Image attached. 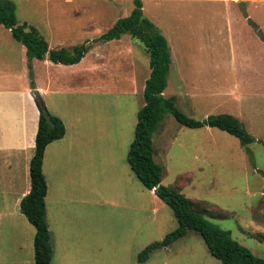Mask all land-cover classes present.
Listing matches in <instances>:
<instances>
[{
    "label": "rangeland",
    "instance_id": "obj_1",
    "mask_svg": "<svg viewBox=\"0 0 264 264\" xmlns=\"http://www.w3.org/2000/svg\"><path fill=\"white\" fill-rule=\"evenodd\" d=\"M113 1L55 0L49 8L41 0L15 3L20 23L50 40L54 23L63 24L68 31L59 35L67 37L66 43L77 39L79 46L93 48L100 45L92 42L100 35L86 34L91 26L103 34L134 9L133 0ZM143 11L171 48L163 96L175 98L177 107L196 120L233 115L255 139L243 146L224 131L192 130L167 114L153 135L162 185L200 203L207 221L231 231L235 241L264 259V0H143ZM0 32L9 33L3 26ZM124 38L101 46L105 64L98 65L94 79L110 82L108 89L47 98V110L55 116L68 114L75 126L84 115L86 130L83 141L62 153L59 162L53 148L44 161L50 186L51 264H223L195 232L153 253L145 263L139 261L145 248L161 242L178 223L164 204L149 221L135 217L134 210L115 198L123 193L127 199L124 193L141 185L127 158L151 73L143 44ZM0 47L5 50L0 59L8 62L0 63V86L22 87L21 45L9 34L0 37ZM9 57L15 59L14 67ZM18 171L16 194L6 186L0 161V264H35L36 230L16 205L27 171L21 164ZM63 239L78 250L70 259L62 255Z\"/></svg>",
    "mask_w": 264,
    "mask_h": 264
},
{
    "label": "trees",
    "instance_id": "obj_2",
    "mask_svg": "<svg viewBox=\"0 0 264 264\" xmlns=\"http://www.w3.org/2000/svg\"><path fill=\"white\" fill-rule=\"evenodd\" d=\"M133 4L134 9L129 16L120 18L111 29L93 42L109 43L129 36L143 44L150 59L151 73L143 93L145 106L138 113L135 138L127 160L143 187L149 191L154 190L157 197L172 210L178 227L161 242H155L145 248L139 256V261L145 263L153 253L183 239L189 232H195L201 236L211 255L223 264H264V259L255 256L235 241L231 231L223 230L207 221L204 218L207 210L200 203L187 198L180 190L162 185L163 169L154 159L153 135L167 114H171L179 124L192 130L211 128L224 131L239 139L243 146L253 144L255 139L233 115L219 114L209 116L205 120H196L177 107L175 98L163 96L172 64L171 48L167 38L145 17L143 0H133ZM0 26L9 30L14 40L27 49L32 88H35L33 60L48 59L54 64L70 66L80 63L88 51L85 44L72 49L51 50L48 41L37 28L18 21L15 0H0ZM38 106L40 118L36 147L30 163L31 190L21 201L20 210L36 230L35 264H51L53 248L46 217L48 184L43 173V163L47 147L65 137L66 127L59 117L52 115L47 108H41L39 103Z\"/></svg>",
    "mask_w": 264,
    "mask_h": 264
},
{
    "label": "crops",
    "instance_id": "obj_3",
    "mask_svg": "<svg viewBox=\"0 0 264 264\" xmlns=\"http://www.w3.org/2000/svg\"><path fill=\"white\" fill-rule=\"evenodd\" d=\"M41 1H44L48 8L51 6H55L54 4H56L55 0H41ZM113 2L116 4L120 3V1L118 0H114ZM51 18L55 19L57 18V16ZM52 23L53 22L51 21L50 25ZM54 24L57 25H54L55 28L52 30L53 34H50L52 40L41 34L48 41L51 50H56L61 48L72 49L75 46H79L77 43V39L73 41L71 44L66 43L65 41L67 37H60L62 35H59V32H62L63 34L65 33V31H68V29L65 26H63V24H58V23H54ZM89 30H90L89 33L86 34H89L91 36L94 35L93 37L96 36L98 37V35L100 36L102 35L100 34L101 31H98V28L96 27L91 26ZM108 30H104L102 32L106 33ZM74 32L79 34L77 27L74 30ZM9 34H11L10 31L9 33L0 32V37L8 36ZM12 39L14 40L13 36ZM116 41L122 42V39ZM15 42L18 43L17 41ZM95 44H100V45L99 46L97 45L96 47L93 48L88 47V51L85 57L82 59L80 63L75 65L66 66L62 64H54L48 59H45L43 61L33 60L32 65L34 71L35 88H32L31 79L29 76V67H28L29 61L27 56V49L22 44H20L21 49L19 53V58H20V63L22 65L20 79L23 83V86L20 88H14L11 86V83L6 84L5 86H0V161L4 162V166L6 168L4 180L9 190H12L11 192L13 193L16 192L17 194L16 189L20 186L19 181L21 179V175L20 172L18 171V165L19 164L23 165L27 171L25 175L26 185L22 189V193L18 195L16 199V205H18L19 209H20L21 201L30 193L31 190V183L29 184L30 163L35 152L36 136L38 132V124L40 118L38 103L33 95L34 90H37L40 93V95L44 99L45 106L47 107V98H51L52 95H54L55 93L65 92L75 95H78V93L85 95L87 93L93 94V92L95 93L98 91H104V89H108L110 82L105 83L104 80L100 81L94 79V72H98L99 70L98 65L105 64V59L101 50L102 48L101 46L107 44L106 43H95ZM0 48H1L0 51H5L2 47ZM13 54H14V50L12 51V55ZM5 59H8V57ZM9 60H12L9 61V64L12 63V66L14 67L13 62L15 61V59H13V57H9ZM0 63H3L4 66H7L8 64V62L5 61L4 59H0ZM130 67L132 69V66ZM8 68L11 69L10 67ZM3 69H5V67ZM10 76L12 77V75ZM133 83L135 85L134 80ZM50 113L55 116L54 112H50ZM57 117H59L64 122L66 127V135L63 139L56 141L47 147L44 161H46L48 157L49 150L53 148L54 157L57 156L59 162L62 153H64L65 155L68 152H72V150H74L79 145V143L83 141V138L86 136L85 134L86 130L83 128L84 120H85L84 115H80L81 123L79 126L74 125L72 119L69 117L68 114H63L62 116L59 115ZM44 164L45 163H43L45 169L43 170V172L45 173L44 175L48 184V194L46 197V209H47L46 217H47V222L49 223L48 202L50 198V186H49L48 175L46 170L48 163H46L45 165ZM130 179H132V177H130ZM136 179L141 184V182L138 180L137 177ZM143 188L144 187L141 184V185H137V187L134 186L133 190L131 188L128 189L127 193H124L127 194V199H124V197L122 196L123 193L119 197H115V198L118 200V204L121 205V203H123L124 201L126 204L124 203L123 204L127 206L126 209L134 210L135 212L133 215L135 217H140L142 219V217L144 216V218L146 219L148 218L149 221L155 220L159 210L162 209L163 206L166 204L157 197L154 190L149 191L144 188V192H143L142 190ZM62 245H63L62 255L66 259H70L73 256V254L77 253L78 251L75 247L71 245V243L67 239L66 240L63 239Z\"/></svg>",
    "mask_w": 264,
    "mask_h": 264
},
{
    "label": "water",
    "instance_id": "obj_4",
    "mask_svg": "<svg viewBox=\"0 0 264 264\" xmlns=\"http://www.w3.org/2000/svg\"><path fill=\"white\" fill-rule=\"evenodd\" d=\"M34 96L35 98L37 99L38 103L40 104V106L45 109L46 106H45V102H44V99L43 97L40 95V93L37 91V90H34Z\"/></svg>",
    "mask_w": 264,
    "mask_h": 264
}]
</instances>
